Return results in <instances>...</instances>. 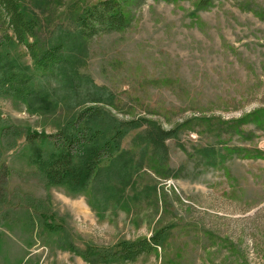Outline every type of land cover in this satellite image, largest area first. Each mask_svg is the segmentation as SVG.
Returning a JSON list of instances; mask_svg holds the SVG:
<instances>
[{"label": "rangeland", "instance_id": "rangeland-1", "mask_svg": "<svg viewBox=\"0 0 264 264\" xmlns=\"http://www.w3.org/2000/svg\"><path fill=\"white\" fill-rule=\"evenodd\" d=\"M18 1L37 20L29 42L61 44L64 60L41 75L0 27V131L12 129L0 165L12 170L9 192L39 202L60 229L0 221V264H89L69 246L107 249L160 230L161 248L124 264H264V0H117L129 25L84 41L75 18L100 0ZM30 95L50 110L28 107ZM93 106L174 131L153 169H140L145 154L133 132L125 137L131 152L114 167L131 163L133 178L106 205L27 176L35 165L26 134H56ZM255 113L262 125L247 122Z\"/></svg>", "mask_w": 264, "mask_h": 264}, {"label": "trees", "instance_id": "trees-1", "mask_svg": "<svg viewBox=\"0 0 264 264\" xmlns=\"http://www.w3.org/2000/svg\"><path fill=\"white\" fill-rule=\"evenodd\" d=\"M206 4L208 0L199 2V6ZM75 23L78 26V37L84 41L105 32L122 31L129 25V19L119 1L100 0L83 8L76 16ZM37 26V20L25 13L18 0H0V27H5L4 37L7 41L4 44L12 42L16 46H24L35 71L44 75L62 63L63 47L61 44H51L41 49L36 41L29 42V38L35 36ZM7 81L8 75L0 73V83L4 85ZM32 95L28 98V107L31 103L35 105L40 101L43 104L39 106L44 111L50 110L51 104L42 96L33 99ZM248 121L259 124L262 120L255 113ZM245 122V119L239 121L241 124ZM131 132L134 133L132 140L137 141L140 152L145 154V160L141 158L137 165H140V169L144 164L155 168V158L164 155L165 142L172 137L174 131L165 132L156 123L146 119L120 121L102 108L93 106L66 120L56 134H26L25 142L32 149L29 157L35 165V171L29 172L27 176L42 187L60 186L73 195L86 194L91 204L92 201L102 200L103 205H106L111 199L109 191H118V182L133 178L132 168L128 167L131 163L127 165L124 161L125 165L114 167L119 154L131 152L121 147L122 141ZM11 133V128L0 131V145L11 143L8 138L12 136ZM46 144L50 149L43 152L41 146ZM120 158L121 156L118 159ZM11 174L12 170L2 163L0 221L8 224L22 222L32 226L38 220L51 231L59 230L60 228L49 224L50 219L44 211L37 209L39 206L36 204H40L39 202L27 195H21L20 198L24 201L20 202L14 193L9 192L8 181ZM91 204L89 206L93 207ZM164 236L163 230H160L150 238L120 240L107 249L76 251L69 246L68 251L76 253L89 264L135 263L161 248Z\"/></svg>", "mask_w": 264, "mask_h": 264}]
</instances>
